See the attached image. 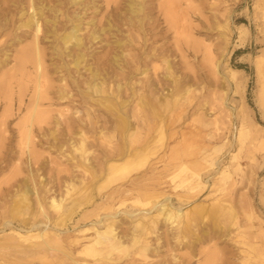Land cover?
I'll return each mask as SVG.
<instances>
[{
    "label": "rangeland",
    "instance_id": "obj_1",
    "mask_svg": "<svg viewBox=\"0 0 264 264\" xmlns=\"http://www.w3.org/2000/svg\"><path fill=\"white\" fill-rule=\"evenodd\" d=\"M129 2L69 3L65 15L54 18L53 11L44 10L32 28H19L36 14L20 0L0 18V263L58 264L59 249H64L62 264H100L80 253V238L88 227L101 232L112 220L123 244L133 234L139 239L136 249L161 244L149 222L157 209L146 212L150 206L106 191L125 179L113 178L98 188L105 179L100 174L106 171L105 155L115 152L123 137L114 128L116 116L105 106L109 99L129 121L130 131L141 133L132 148L140 147L147 135L157 146L162 135L163 152L148 157L154 172L172 162L170 150L175 148L180 161L161 179L156 201L182 213L179 227L188 226L190 239H203L194 253L162 245L147 262L190 254L196 260L199 251L216 249L218 264H264V0H135L143 6L140 15L147 14L143 34L128 31ZM167 11L176 18L175 29ZM74 24L83 42L78 69L71 63L75 48L68 57L58 40ZM35 30L42 38V70L27 64L16 71L15 57L31 45ZM93 85L101 92L95 94ZM40 97L43 101L33 108ZM140 98L156 115L149 132L141 128ZM35 110L44 113V123L36 121L42 113L31 115ZM195 175L203 189L185 195L186 179ZM22 197L21 213L11 217ZM52 199L61 201L59 211L50 207ZM66 212L68 221L58 224ZM158 221L160 237L175 233ZM44 232L54 238L46 254L25 249L42 238L21 237ZM116 264L146 261L128 256Z\"/></svg>",
    "mask_w": 264,
    "mask_h": 264
},
{
    "label": "bare ground",
    "instance_id": "obj_2",
    "mask_svg": "<svg viewBox=\"0 0 264 264\" xmlns=\"http://www.w3.org/2000/svg\"><path fill=\"white\" fill-rule=\"evenodd\" d=\"M19 1L20 0H15V1H13V0H0V18L4 17V16L6 17V15L9 14L11 5L15 4V2L17 4V3H19ZM26 1H27V4L30 6V8L34 7V9L36 10V14L29 15L27 21L21 23L19 25V28H21V27L32 28V26L35 24V22H37L39 19H42L44 10L53 11L54 18H56L57 15H61V14L65 15V10H64L65 4L70 3L73 5H78L82 0H57L56 2H54L55 0H26ZM44 1H45V5H43ZM129 1L130 2L128 3L127 6H128V12L130 15L125 17L126 22H127L126 24L128 26V29H129L128 31L129 32L130 31L136 32L138 34H143L146 31L144 21L147 19L146 18L147 14L140 15V13L143 10V6L141 4H137L135 2V0H129ZM47 3H51V5L47 6ZM167 5H168L167 7L169 8V10L173 9V5H170V4H167ZM167 13H168V16H170L171 27H173V28H174V26L176 27V24H174V22L176 20L175 21L173 20L174 15L172 13H170L169 11H167ZM44 21L47 23V20L44 19ZM160 21L161 20L158 18L157 21L155 22L156 24L153 23L154 26L151 25L149 32L153 31V29H155V27L158 26ZM163 21H165V20H163ZM167 22L169 23L168 20L165 23H167ZM36 26L38 29L37 28H34V29L40 31L39 30L40 26H38V24H36ZM168 26H169V24H168ZM110 27H111V25L109 24L108 28L110 29ZM2 28H3V25L0 23V30ZM36 30H35V34L33 36L31 35L32 36V43L31 42L29 43L31 45L26 46L25 48H22L21 50L19 49L20 51L18 52V54L17 55L15 54L16 55V57H15L16 71H19V70L25 68V66L27 64H32L37 72L39 71V69L42 70V64H43L42 53H41V49L40 48L38 49L39 42L42 38H41L40 34H38L39 32L37 33ZM78 31H79V25L74 24L67 31H64L62 34H60L59 38H58L60 45H61V50L66 51L68 57L70 56L69 54H70L71 49L75 48L77 53L72 58L71 63L73 65V67L76 69H78V67L80 66L81 62L83 61V57H84L83 53L81 52L83 42H82V39L79 38V36H78ZM160 31L161 30H159V32ZM97 38L98 37L96 35L92 34L93 40H95ZM17 40H19V39L17 38ZM142 42L143 43L140 46L141 48L143 45H145V43H144L145 41H142ZM149 57H151V56H149ZM5 73H7V72H5ZM1 79L2 78L0 77V80ZM92 88L94 89L95 94H98L101 92L100 86L93 85ZM143 99L140 98L138 101L139 102L138 105H141V107L144 111L142 118H140L142 121V124H141L142 127L141 128H143V130L145 132L146 131L149 132L153 127L152 122H153V119L155 118L156 115L152 111L151 107L148 106V103L145 104L146 102ZM42 101H43L42 97H40L39 100L36 99L34 101L32 107L33 108L36 107ZM106 101H107V103L105 106L109 110H111L110 112L114 113V115L117 118L116 119L117 121L115 122L114 128H116V130L119 131L123 135V137L121 138L120 146L118 147V149H115L114 150L115 152H111L108 155H105V159H104L103 164H104L106 171L104 173H100L103 177L105 176V179L98 186V188L101 189L104 184L106 185L108 183V180H111L113 178H117V180L118 179H120V180L125 179L124 182H121L119 184H115V185L107 188L106 191L108 192V194L110 196H114L115 194H118L120 196H122V195L128 196L125 198L133 199L134 205H140L141 207L150 206L149 210L147 209L148 211H146V212H149L153 209H157L158 214L153 216V217H150V220H151V221H149L151 224L150 229H151L152 233H156V237H155L156 241L162 239V242H161V244H159L160 246L157 243L153 249H150V246L147 244H143L142 246H140V248L136 249V245H137L139 239L134 237L133 236L134 234H133L132 236L130 235L131 236L130 240L128 239L129 243L123 244L121 241L122 238L120 239V237L118 235H117L118 237H115L116 236L115 235V229L113 228L114 227V221L112 220L109 224L106 225L104 231L100 232L97 230L98 228L94 229V226H93L90 229L88 227V230L86 229V231H84L82 233V237L80 238L79 243L82 242V246H84V247L82 248L80 253L82 255L89 256L91 258L90 260L92 262H99L100 264H104V263L105 264H116V263H119L122 258L125 259V257H128V256H132V257L138 256L141 259V261H143V262L146 261V264H151L149 261L147 262V259L150 256L157 257L159 255V253L161 252L160 247L162 245L168 246L169 249L177 248V250L179 247L187 248L191 251V253H194L196 251L197 244L199 242H203L202 237L194 236L193 239H190L189 235H191V237H192V232L190 231L188 226L179 227L180 219L182 218V215H181L182 213L179 214L178 212H175V211L173 212L171 210L173 208H171V209L168 208L167 204H161V203L159 204V202L156 201L161 196V194L156 192V190L158 189L157 187L161 184V179L164 177H169V175H167V171L169 172V170H171V167H174L177 165V163L180 161V156H178V154L175 153L176 152L175 148L174 149L172 148L170 150V152H171V155H170L171 158L170 159L172 162L164 163V169L161 173L160 172H158V173L154 172L152 166L155 165V163L149 165L148 157L151 154L158 153V155H159V153L161 151L163 152V145L161 143L162 135L161 134L159 135V138H157V141L154 140L155 143H157V146H154V145L151 146V139L149 140L147 133H145L147 135V138L145 139L143 137L144 140L142 141L141 146L138 148H132V144L135 142L136 139L138 140V138L141 136V133L136 131V130L130 131L129 128H131V127H130L129 121L126 120V118H124L121 115L119 108L115 105V102H113L109 99H107ZM35 104H36V106H35ZM40 108H41V106H40ZM37 110H35L34 113H31V115L37 113L38 112ZM40 113H42L41 114L42 118H39L41 115H38L39 117H36L37 114H35L36 115L35 117L39 118L36 121L41 120V122L39 121V123L41 124V123H44L43 121H44L45 117L43 119L44 113L43 112H40ZM42 119H43V121H42ZM29 120H31V118ZM145 121L148 122V125H147V123H146V125H144ZM37 124H38V122H37ZM136 128H138V127H136ZM158 128H161V127H158ZM78 151L81 154V156L86 154V149H85L83 140L80 141ZM156 159H157V157H156ZM84 162H85V160H84ZM183 166H184V164H183ZM86 168H87V166H86ZM181 168H182V166L179 169H181ZM84 171L86 172L88 170L85 169ZM181 171H182V169H181ZM186 171L187 170H185V172ZM91 175H93V174L91 173ZM186 181H187L186 182L187 186L185 189L186 190L185 195H191L194 191H200L203 189V187L201 186V185H203L202 179L197 177V176L196 177H194V176L187 177ZM176 198L181 199V195H176ZM187 199H190V198L187 197ZM24 200H25V198L22 197V199L20 200V201H22L21 204L19 203V200L16 201L17 204H16V202L14 203V207H12V208L15 211L13 212L11 217H16V215H19V212L21 210L22 205L24 206V202H23ZM59 200H62V199H59ZM50 207L54 211H59V209L61 208V201L55 202V199H52L51 203H50ZM142 210H144V209H142ZM194 211L197 213L201 212L198 210H194ZM228 211H230V208L228 209ZM146 212H144V213H146ZM126 216H127V214H126ZM185 216L188 217L187 214H185ZM68 217H69V214H67V212H66V214H63L59 218L58 224H63L64 222H67L68 220L66 221V219ZM115 217H116V214H115ZM159 218H161V219H159ZM158 220H160V222L162 221V223L166 224V226L168 228L174 229L175 233H172L171 231L170 232L166 231V233H164V235H163L164 238L160 237L162 234L158 233V226H157ZM11 221H13V220H11ZM47 221H49V219ZM32 226H34V224ZM31 228H33V227H31ZM46 230H47V228H46ZM19 234H20V232H19ZM41 234L42 235H39V234H30V235L28 234L27 236L22 235L23 237H21L22 239H20V240H25V241L27 238L28 239L34 238L36 240H38L39 238H42L38 242L28 244V247H25V249H27L29 251H33V252L38 251L37 253L42 254V255L46 254L48 252V249H50L49 248L50 244L52 243L54 238L49 237V234L47 232H44ZM58 234H60V233H58ZM127 235H129V234H127ZM125 240L127 241V239H125ZM145 241H146V238H145ZM14 249H16V247H14ZM215 250L209 249L206 251H201V252L199 251V259L197 258L196 260H193L195 257H192L191 254L187 255V257L185 256L186 258L182 257V256H176V255L171 256V255H169V256H171L170 258L163 259V260L161 259V260H159L158 264H218V261H219L218 254L219 253L217 254V252H215ZM59 252H61L62 256L61 257L58 256L60 258V261H58L57 263L62 264L63 258L67 254H66V251L64 249H62V250L59 249ZM58 257H56V258H58ZM136 260L134 261L135 263H136ZM0 264H7V263L2 262ZM23 264H30V262L25 261V263L23 262ZM243 264H248V262L246 263V261H243Z\"/></svg>",
    "mask_w": 264,
    "mask_h": 264
}]
</instances>
